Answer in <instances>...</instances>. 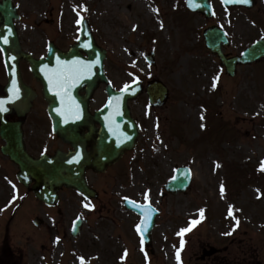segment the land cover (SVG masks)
<instances>
[{"label":"rangeland","instance_id":"374dc122","mask_svg":"<svg viewBox=\"0 0 264 264\" xmlns=\"http://www.w3.org/2000/svg\"><path fill=\"white\" fill-rule=\"evenodd\" d=\"M12 1L23 15L17 28L24 49L39 52L42 48V53L47 42L40 36L39 26L33 27L34 21L59 16L56 26L61 24L62 28L57 42L69 48L79 35L78 20L87 18L99 44L108 52L106 73L115 89L137 80L146 87L157 80L167 86L169 98L164 106L155 108L144 92L129 103L133 118L142 125L138 146L107 175L90 176V182L100 191L96 201L100 205L93 210L74 191L61 193L62 213L57 209L41 211L24 189L17 194L18 168L3 156L4 143L0 141V249L3 242L11 240L28 255L23 262L44 264L41 258L50 250L51 239L47 238V247L42 250L36 247L39 243L35 235L32 238L21 231H29L27 221L35 217L46 223L36 229L39 238L54 222L58 221L57 233L63 236V221L68 227L76 218L90 217L83 225L81 239L65 244L68 253L58 264H71V256L80 245L79 264H205L199 257L207 245L203 244L210 240L208 222L191 232L182 230L191 229V225H197L194 221L201 222L208 215L213 220L209 224L214 239H218L216 232L223 224L222 233L229 236L233 231L231 221L241 228L239 232H252L249 223L264 216V60L238 67L231 78L206 50L203 31L211 25L222 27L231 40L224 52L241 54L264 38V0H257L252 9L225 8L220 0H213V19L190 14L185 0H140L150 11L136 0ZM151 52L155 55L154 67L147 61ZM21 72L25 81L32 79L28 67L22 66ZM1 84L5 86L0 54ZM103 100L100 91L96 106ZM184 166L194 172L191 188L185 194H168L166 182ZM126 198L149 203L160 212L152 242L144 249L136 233L140 217L123 206ZM15 212L18 218L12 219ZM52 230L56 231L54 226ZM28 237L29 245L24 244ZM58 243L54 238V257L62 253L56 250ZM45 264H54V260L48 256Z\"/></svg>","mask_w":264,"mask_h":264},{"label":"water","instance_id":"95a60500","mask_svg":"<svg viewBox=\"0 0 264 264\" xmlns=\"http://www.w3.org/2000/svg\"><path fill=\"white\" fill-rule=\"evenodd\" d=\"M193 3L197 5L196 7L189 6L193 11L203 12L206 16H210L212 10L208 0H193ZM14 16L15 14L11 9L10 2H6L3 6L0 5V46L5 53L10 79L12 80L14 78V86L19 87L18 81L20 72L18 68L19 60L22 55L19 52L18 39L13 27L12 21ZM87 34L88 29H84L82 31V37L80 38V45L73 48L72 51L66 55L56 52L55 49H51L46 61L34 62L30 60L34 76L44 84L45 97L50 104L49 113L53 120L54 131L61 137L65 136L63 135L64 129L62 127L64 112L63 97L65 93L63 88L56 86L57 77L65 75L78 76L77 80L79 82L77 85H75L72 80L68 81L70 87L67 89H74L73 92L70 90L71 92L69 95H74L75 97L78 96L79 91L85 89L88 94H91L99 82L107 83L103 71L105 53L97 48L94 42H91ZM5 37H7V43L4 42ZM204 37L207 42V47L220 56L231 75L235 74V66L237 63L250 64L264 58V41L248 49L243 54L242 58L226 60L221 52V46L227 45L228 43L226 36L220 31L212 29L205 32ZM82 52L89 55L88 60H83L81 58ZM62 57L67 59H62ZM74 61H79L80 63L74 64ZM66 62H68L69 65L66 66ZM88 64L92 65L91 71L87 70L86 66ZM107 91L110 96L109 103L101 112L96 114L95 119L99 122H102L101 119L107 121L105 129L110 128V132L107 131L105 133L103 130L104 133L100 134L101 137L94 143L93 154L69 153L64 155L58 153L54 157L45 156L39 160H34L25 150L22 135L13 126L4 121L7 111L0 112V120L2 121L1 135L6 142V146L3 147L2 152L9 156L11 161L19 166L21 170L19 180L22 183L25 185H29L31 182L36 183L33 190L39 199L47 203L55 202L57 199V190L62 186L75 188L91 197V193L85 181L86 168L92 167L95 170H103V166L107 162L117 161L122 156L124 149H131L134 147L138 133L135 123L130 117L127 103L129 100L135 99L142 92L140 85H132L124 89L121 93H116L110 88H108ZM149 95L154 105H160L166 100L167 90L160 83L155 82L149 87ZM78 101L80 105L81 102L83 103L86 113L87 101H81V99ZM16 106L17 105H15L14 108ZM66 107L70 111L75 110L78 107V102L70 101ZM110 111L113 113L115 112L116 116H112L111 118L109 116ZM102 126L104 129L103 124ZM65 138L71 141L76 150H78L77 145L78 143L80 145V142L72 141L76 139L75 137L65 136ZM121 147L123 148L121 149ZM110 154L111 157L107 159ZM189 183L190 176L185 174L182 170H179L175 180L170 182L166 188L169 192L176 194L185 191ZM127 202V206L130 209L142 215L141 212L133 206L134 204L129 201ZM154 215H156L154 211L149 213L147 218L145 215H142L143 235H149L153 226Z\"/></svg>","mask_w":264,"mask_h":264},{"label":"flooded vegetation","instance_id":"af4514ba","mask_svg":"<svg viewBox=\"0 0 264 264\" xmlns=\"http://www.w3.org/2000/svg\"><path fill=\"white\" fill-rule=\"evenodd\" d=\"M36 91L38 93V96L33 103L31 112L22 119H13L10 120V122L21 124L26 140L27 150L29 154H31L33 157L37 158L43 154L53 155L58 150L68 152L70 150V146L61 141L52 133L50 121L48 120V118H45L46 104L42 99L41 95L39 94V91ZM92 101L94 103V100ZM93 103L92 113H94V111L98 109L94 107ZM96 128L98 129L99 126L96 125ZM88 132H90L89 129L83 130V135H87ZM127 154L128 153H126L125 156ZM112 168L113 167L108 168L106 174L111 172ZM91 174L94 175L95 173L93 171L87 172L88 176ZM60 203H62V201ZM41 209L47 211V213L50 211H54L53 209L48 208L45 205L40 207V210ZM41 211H39V213H41ZM57 211L59 213H62L60 209H57ZM16 216L17 215H15L14 218H16ZM46 216L48 218L53 217L49 216L48 214ZM36 218L43 221V219H41L40 217H35L34 219ZM34 219L29 218L27 221V228L30 227L29 231L25 229L21 231L22 234L26 233L32 238L35 235V238H38L39 243H36V247L44 249L45 243L40 244L39 234H37L39 231H37L36 229L40 230V228L45 226L44 224L46 223L43 221V224L37 227L33 224ZM65 222L66 221H63L61 226V228L63 229V236L66 239H71L72 237L70 235L69 225L68 227H64ZM261 222H257V224H260L262 226L258 228V231H254L252 233L236 232L231 238L225 237V235L222 233L224 226H221L219 232H217L218 239L210 237L208 244L206 242L207 245L205 246V249L210 251V254L207 253L205 258L200 257L199 259L205 264H264V220ZM57 223L58 221L55 222L54 225V228L56 229L55 232L52 230L51 225H49L50 228H44L45 232H41V234L45 235L46 233V236L48 237L49 230L51 232V235H54L55 233L59 232ZM248 234H251V236L245 237ZM30 237L24 240V244L27 243L29 245V243L31 242ZM23 252V247L15 245L11 240L3 242V246L0 249V264H30L28 263V261L23 262L28 257V255H24Z\"/></svg>","mask_w":264,"mask_h":264},{"label":"snow or ice","instance_id":"6c2138e0","mask_svg":"<svg viewBox=\"0 0 264 264\" xmlns=\"http://www.w3.org/2000/svg\"><path fill=\"white\" fill-rule=\"evenodd\" d=\"M188 2H189V6L190 7H196L197 6L195 3H193V0H188ZM223 2L224 3H250V0H223ZM86 10L87 9H85V11ZM78 23H80V21H78ZM4 42L5 43L8 42L7 37L4 38ZM73 63L74 64H79L80 62L79 61H74ZM86 67H87L88 71H91V67H92L91 64H88ZM73 79H78V76L65 75V76H62V77H57L56 86L59 87V88L65 89V95H67V88L70 87L68 81L69 80H73ZM50 83H51V81H50ZM213 87H215V83L213 84ZM57 94H59V93H57ZM5 110L6 109L4 107V102L0 101V112L5 111ZM261 167H262V169H264V165H262ZM221 191L223 192V187H222ZM133 206L138 211H140L142 215H145L146 218H147V215L149 213L154 211V209H152L150 205L149 206H144V205L134 204ZM85 207H88V205H85ZM230 214H231V210H230ZM195 223H198V221H194L193 222V224H195ZM189 230L190 229H183L182 233L183 232H187ZM138 231H140V226H138ZM142 243H143V241H142ZM182 244H183V242H182ZM177 259H179V253L177 254Z\"/></svg>","mask_w":264,"mask_h":264},{"label":"bare ground","instance_id":"6f19581e","mask_svg":"<svg viewBox=\"0 0 264 264\" xmlns=\"http://www.w3.org/2000/svg\"><path fill=\"white\" fill-rule=\"evenodd\" d=\"M136 2H137L139 5H141L142 7L144 6V8L147 9L148 11H150L149 8L147 7L146 3L144 4V3L141 2L140 0H136Z\"/></svg>","mask_w":264,"mask_h":264}]
</instances>
